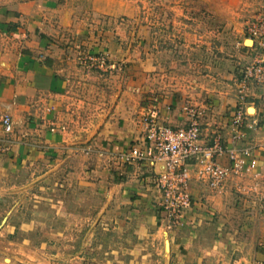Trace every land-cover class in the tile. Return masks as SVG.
Segmentation results:
<instances>
[{
  "label": "rangeland",
  "instance_id": "1",
  "mask_svg": "<svg viewBox=\"0 0 264 264\" xmlns=\"http://www.w3.org/2000/svg\"><path fill=\"white\" fill-rule=\"evenodd\" d=\"M44 3L50 38L71 67L58 111L63 141L73 146L62 155L76 158L0 164V264H264V173L257 159L243 160L247 148L240 153L227 143L253 129L245 102L264 83V67L255 68L264 65V35L254 33L264 0ZM153 112L165 124L197 121L204 145L223 149L214 159L229 161L216 186L204 177L189 180L193 201L180 218L163 208L154 185L162 161L125 159L134 145L149 144ZM171 116L175 121L165 120ZM13 130L12 121L6 131ZM77 163H86L90 176ZM135 165L160 225L144 245L133 242L135 214L117 212L113 201L105 204L110 196L96 192L119 188L122 169ZM204 184L215 199L203 193ZM87 187L90 199L79 196ZM195 199L203 213L196 214ZM184 234H191L190 247L173 255L170 241Z\"/></svg>",
  "mask_w": 264,
  "mask_h": 264
},
{
  "label": "crops",
  "instance_id": "2",
  "mask_svg": "<svg viewBox=\"0 0 264 264\" xmlns=\"http://www.w3.org/2000/svg\"><path fill=\"white\" fill-rule=\"evenodd\" d=\"M48 2L51 5L52 1ZM46 3L44 0H0V141L6 149V152L1 153L0 164L27 165L53 155L59 163L64 160L69 164L75 162L76 156L62 155L73 146L63 141L65 137L60 128L58 111L70 82L71 67L65 64L60 46L51 39L53 37L50 38L53 28L48 24L51 16L49 12H45V8H49ZM172 98L174 100L177 97ZM245 110L249 114L253 129L248 127L244 138L233 142L228 140L227 143L240 153L247 148L248 153H242L243 160L248 162L257 159V165L264 173V83L261 82L253 88L245 102ZM5 113L12 117L14 130L11 132L6 131L2 122ZM165 120L175 121L172 116ZM228 133L231 135L232 131ZM127 145L123 144L122 149ZM79 163L73 166L83 169L90 176L91 171L86 168L87 164L80 166ZM223 163L228 164L229 161L224 159ZM140 169L138 165L133 168L124 167L122 171L127 172V175L119 181V188L116 187L113 191L108 188L95 191L102 195V199L110 196L105 198V204L108 205L109 200L111 203L113 201L117 212L129 211L135 214L137 220L134 219L133 222L137 223V238L133 242L144 245L145 242L149 244L157 238L152 231L159 230L160 225L157 211L150 198L146 197L147 188L141 184ZM101 172L108 177L106 169L101 167ZM150 181L151 178L147 184ZM86 182L89 184L88 179ZM199 186L203 188V193L208 190L206 184ZM194 189L196 190L195 187ZM205 193L208 199L210 195L213 199L217 196L206 191ZM92 194V188L87 187L79 196L90 199ZM195 205L194 210L198 211L196 214L199 211L203 213L204 208L197 205V201ZM60 206L62 208L61 204ZM69 210L77 211L73 206ZM200 219L203 221L204 217ZM25 221L24 224L29 223ZM189 236L191 234H184L170 241L173 255V250L179 252L181 247H190Z\"/></svg>",
  "mask_w": 264,
  "mask_h": 264
},
{
  "label": "built area",
  "instance_id": "3",
  "mask_svg": "<svg viewBox=\"0 0 264 264\" xmlns=\"http://www.w3.org/2000/svg\"><path fill=\"white\" fill-rule=\"evenodd\" d=\"M254 33L263 37V18L258 21ZM261 44L264 46V42ZM263 67L264 65H258L255 68L256 71H261ZM156 116L157 113L153 112L150 117L154 126L149 129L146 136L149 144H136L124 155L129 161L147 157L162 161L161 165L164 166V170L153 175L154 185L164 200L163 208L169 212L171 210V215L178 218L182 217L184 214L182 212L193 201L188 190L189 180L193 177L201 179L204 177L210 185L216 186L227 174L229 167L214 159L216 151H223L221 146L204 145L203 132L197 121L177 126L161 123ZM236 120L242 121V115L238 114ZM2 122L6 130L12 129L10 115H4ZM253 162H255L254 159ZM236 164L238 162L235 161Z\"/></svg>",
  "mask_w": 264,
  "mask_h": 264
},
{
  "label": "bare ground",
  "instance_id": "4",
  "mask_svg": "<svg viewBox=\"0 0 264 264\" xmlns=\"http://www.w3.org/2000/svg\"><path fill=\"white\" fill-rule=\"evenodd\" d=\"M250 41H252V40H250Z\"/></svg>",
  "mask_w": 264,
  "mask_h": 264
}]
</instances>
